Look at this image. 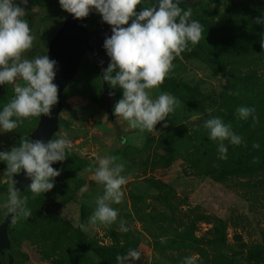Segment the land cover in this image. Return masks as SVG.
<instances>
[{"label":"rangeland","instance_id":"rangeland-1","mask_svg":"<svg viewBox=\"0 0 264 264\" xmlns=\"http://www.w3.org/2000/svg\"><path fill=\"white\" fill-rule=\"evenodd\" d=\"M56 1L14 3L25 7L21 19L32 31L40 24L41 38ZM155 2L141 0L136 11ZM179 4L185 10L191 7V18L203 26L202 38L195 45L189 42L191 51L176 56L164 82L148 91L153 99L169 93L180 106L152 131L141 132L116 117L114 106L123 89L106 81L112 91L110 119L99 66L86 52L63 92L58 129L51 138H59L58 131L66 135L71 152L59 161L60 175L52 190L33 198L28 187L32 181L24 189L21 196H27L32 215L7 226L13 264H118L117 255H126L129 249L141 252L140 260L129 264H184L186 257H194V264H264V23H256L264 17V0ZM100 24L97 13L86 25L94 29ZM249 32L252 51L247 45ZM37 55L34 47L25 53L28 59ZM233 83L237 92L228 88ZM16 84L25 82L17 78ZM14 95L13 84L0 85V110ZM240 106L257 112L245 120L249 130L238 118ZM212 117L222 118L243 138L240 145L223 141L226 159L218 152L221 142L210 139L203 125ZM39 118L24 119L12 132L0 130V151H11L21 138L30 140ZM249 132L258 149L247 143ZM112 155L124 164L121 175L127 177L122 202L111 204L118 217L111 226L91 224L96 198L104 193L94 179L97 158ZM6 168L7 163L0 161V212L10 184ZM122 222L127 232L120 230ZM258 250L261 255H254Z\"/></svg>","mask_w":264,"mask_h":264},{"label":"clouds","instance_id":"clouds-1","mask_svg":"<svg viewBox=\"0 0 264 264\" xmlns=\"http://www.w3.org/2000/svg\"><path fill=\"white\" fill-rule=\"evenodd\" d=\"M21 2L26 6L28 0ZM59 3L77 19L87 17L95 9L103 21L112 26V35L104 43L111 62L104 69L102 79L114 88L123 89V97L114 106L116 117H122L141 132L152 131L158 122L164 121L180 106L175 96L161 93L153 99L148 90L164 82L176 56L185 50L191 51L189 42L195 45L202 38L203 26L191 18V7L181 8L179 0H158V8L156 5L144 7L140 12L136 9L141 0H59ZM25 15V7L14 0H0V85L13 84L15 92L14 98L0 110V130L3 132H12L24 119L32 116L50 115L52 106L58 102V86L53 83L57 61L50 59L47 51L33 59L24 55L36 39L29 24L21 19ZM256 23H264V19L257 18ZM261 46L264 47V39ZM17 78H22L25 84H16ZM236 112L239 119L246 120L255 109L240 106ZM255 119L253 117L254 122ZM203 125L209 130L210 139L221 142L218 146L221 159L227 158L223 141L233 145L243 142V138L220 117L207 119ZM55 137L59 138L47 143L21 138L19 146H14L11 151H0V161L7 163L5 176L11 178L3 204L4 215L11 216L12 222L32 215L26 207L28 198L21 196L12 179L13 174L26 170L32 181L28 187L33 198L53 189L54 178L60 172L52 164L64 161L72 149L66 135L58 131ZM259 147L258 143L253 144V148ZM117 159L115 155L97 158L94 179L103 185L104 193L96 198V209L89 217L91 224L99 221L111 226L117 220L118 210L111 204L122 202V186L127 183V177L121 175L124 164L117 163ZM80 227L85 229L84 224ZM120 230L128 231L123 222ZM140 258V251L129 249L126 255H117L116 260L118 264H129L130 260ZM194 260V257H186L184 264H194Z\"/></svg>","mask_w":264,"mask_h":264},{"label":"water","instance_id":"water-1","mask_svg":"<svg viewBox=\"0 0 264 264\" xmlns=\"http://www.w3.org/2000/svg\"><path fill=\"white\" fill-rule=\"evenodd\" d=\"M188 0H179L181 2ZM154 5L158 8V2ZM153 5V6H154ZM142 9H139V12ZM50 12L52 17L42 26L44 34L37 36L38 25L35 24L33 33L36 37L33 47L37 48L38 54H45L50 59L57 61L55 66L56 76L53 81L58 86V102L52 106L51 114H41L36 128L31 133V139L42 140L47 143L58 129V115L62 108V96L67 84L73 79L78 71L79 64L90 51L93 61L99 66L101 78L111 61L104 47L106 38L112 35V26L104 22L101 16V24L94 28H87V21L98 12L92 9L89 15L82 19L74 18L73 14L63 10L59 0L52 5ZM26 53V52H25ZM25 55V54H24ZM102 89L106 99V112L110 119H113L111 109L112 91L108 88L107 82L102 79ZM59 161L54 162L52 167L58 170ZM12 179L16 181V188L21 195L31 181L26 170L13 174ZM11 183V178H10ZM4 209L0 212V254L5 256L6 264H13V257L10 252L7 226L11 222V216L4 215Z\"/></svg>","mask_w":264,"mask_h":264},{"label":"trees","instance_id":"trees-1","mask_svg":"<svg viewBox=\"0 0 264 264\" xmlns=\"http://www.w3.org/2000/svg\"><path fill=\"white\" fill-rule=\"evenodd\" d=\"M260 19H264V17H261ZM260 34V33H259ZM246 35H247V39H248V41H247V45L250 47L249 48V50L250 51H252L254 48H253V43H252V37H253V35H251V32H249L248 34L246 33ZM259 38L260 39H262L263 37L261 36H259ZM212 58L214 59V60H218L219 58H217V56H213L212 55ZM219 62L220 63H222L223 62V58L222 59H220L219 60ZM226 62V61H225ZM227 63V62H226ZM233 77V79L235 78L234 76H232ZM262 82V80L261 79H258L257 81H256V84L257 85H260V83ZM237 86V83L235 84V83H233L232 85H230V86H228V88H230V89H232V91L234 90V92H237V90L239 89L238 88V86ZM257 90H258V95H261V92H262V90H261V86H258L257 88H256ZM257 95V96H258ZM256 106H258V105H256ZM257 114V112H254L253 114H252V116H255ZM242 124H243V126H245V127H247V130H249V122L247 123L245 120H242V122H241ZM252 137H253V135L251 134V132H249V134H248V136H247V138H246V141H247V143L250 145V147H252L253 146V142H252ZM245 171V170H244ZM254 255H261V251H257V254L256 253H254ZM254 255H252V257H254V258H256V256H254ZM1 258H2V262H3V264H6V259H5V256L4 255H2L1 254Z\"/></svg>","mask_w":264,"mask_h":264},{"label":"flooded vegetation","instance_id":"flooded-vegetation-1","mask_svg":"<svg viewBox=\"0 0 264 264\" xmlns=\"http://www.w3.org/2000/svg\"><path fill=\"white\" fill-rule=\"evenodd\" d=\"M155 3H156V2H155ZM155 3H154V4H155Z\"/></svg>","mask_w":264,"mask_h":264}]
</instances>
